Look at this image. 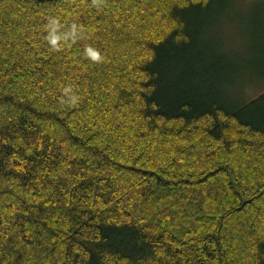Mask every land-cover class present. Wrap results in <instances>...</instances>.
Segmentation results:
<instances>
[{"label": "trees", "instance_id": "obj_1", "mask_svg": "<svg viewBox=\"0 0 264 264\" xmlns=\"http://www.w3.org/2000/svg\"><path fill=\"white\" fill-rule=\"evenodd\" d=\"M231 1L0 0V264H264V94L204 41Z\"/></svg>", "mask_w": 264, "mask_h": 264}, {"label": "rangeland", "instance_id": "obj_2", "mask_svg": "<svg viewBox=\"0 0 264 264\" xmlns=\"http://www.w3.org/2000/svg\"><path fill=\"white\" fill-rule=\"evenodd\" d=\"M260 1H231L221 18L212 16L204 39L213 54L223 55L232 64L233 73L228 74L232 84L223 86L222 96L236 107L264 94V16H252L258 7L264 12V5L255 4Z\"/></svg>", "mask_w": 264, "mask_h": 264}, {"label": "clouds", "instance_id": "obj_3", "mask_svg": "<svg viewBox=\"0 0 264 264\" xmlns=\"http://www.w3.org/2000/svg\"><path fill=\"white\" fill-rule=\"evenodd\" d=\"M51 39H52V42L55 43V37L53 36V37H51ZM97 55H98V54L93 53L94 58H95Z\"/></svg>", "mask_w": 264, "mask_h": 264}]
</instances>
